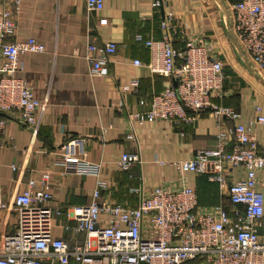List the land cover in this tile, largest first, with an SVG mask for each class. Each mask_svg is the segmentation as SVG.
Wrapping results in <instances>:
<instances>
[{"label":"built area","instance_id":"2783aa9c","mask_svg":"<svg viewBox=\"0 0 264 264\" xmlns=\"http://www.w3.org/2000/svg\"><path fill=\"white\" fill-rule=\"evenodd\" d=\"M84 2L87 11L103 10V0ZM162 2L150 0L152 7ZM21 8L22 0H0V135L10 118L35 136L43 102L18 73L22 54L45 47L34 37L7 40L15 33ZM230 9L228 29L237 49L254 70L264 69V0H237ZM159 27L160 39L143 40L150 51L145 66L172 84L153 94L145 111L127 117L180 124L209 111L216 121L217 147L197 149L190 158L174 161L178 184L142 189L138 204L129 207L101 196L107 188L98 177L103 162L84 157L83 137L61 141L50 153L58 156L65 173L96 177L91 198L73 206L54 203L49 170L29 177L10 201L4 200L0 186V210L13 211L16 219L14 231L1 236L0 264H264V193L259 188L264 187V148L251 129L264 123L263 108L255 105L254 116L244 125L234 108L214 104L224 75L212 46L189 38L186 23H176L171 11L164 13ZM178 38L183 47L177 49L173 42ZM115 51L112 40L87 43L89 74L105 75ZM132 64L142 65L138 59ZM224 118L230 127L221 124ZM134 159L135 154L125 152L116 164L128 171ZM236 170L244 176L232 179ZM186 172L208 174L225 189L232 210L221 205L200 209L194 188L183 180ZM61 216L73 222L61 226L70 232L71 244L54 234L55 217Z\"/></svg>","mask_w":264,"mask_h":264},{"label":"crops","instance_id":"0c3cea01","mask_svg":"<svg viewBox=\"0 0 264 264\" xmlns=\"http://www.w3.org/2000/svg\"><path fill=\"white\" fill-rule=\"evenodd\" d=\"M162 1V5L152 7L150 0H103V10L96 12L87 11L84 0H22L15 16V33L7 40L34 37L44 44L43 52L20 56L22 70L18 73L33 87L43 107L35 136L29 127L6 118L0 135L4 200L10 201L29 177L49 170L54 203H87L96 177L65 173L56 161L58 156L50 153L71 137L85 139L87 160L103 162L98 177L107 188L101 196L129 207L138 204L142 189L178 184L174 161L190 158L197 149L217 147L216 121L209 111L199 113L192 123L180 124L145 118L132 121L127 117L128 113L145 111L152 95L172 83V79L147 69L150 51L143 44V40L161 38L159 23L168 11L176 23H186L189 38L210 44L212 54L223 63L221 93L214 95L212 102L234 108L244 125L254 116L255 105H261L264 113V69L254 70L235 45L228 29L232 2ZM110 40L116 43V51L107 63L106 74L91 76L85 58L87 43ZM173 46L181 48L183 42L178 38ZM134 59L142 65H133ZM221 124L230 127L232 123L224 118ZM251 129L259 147L264 148V123ZM125 152L136 155L128 171L116 164ZM243 176L244 172L236 170L232 179ZM183 180L194 188L200 209L221 205L232 210L227 192L208 174L186 172ZM259 188L264 193V187ZM55 220L54 234L71 244L70 232L62 227L73 222L64 216ZM15 221L13 211L0 210V239L3 233L14 231Z\"/></svg>","mask_w":264,"mask_h":264},{"label":"trees","instance_id":"16d2710c","mask_svg":"<svg viewBox=\"0 0 264 264\" xmlns=\"http://www.w3.org/2000/svg\"><path fill=\"white\" fill-rule=\"evenodd\" d=\"M232 3H235L237 0H230ZM168 79V77H165ZM170 79V78H169ZM172 83L168 84L166 87L170 86Z\"/></svg>","mask_w":264,"mask_h":264}]
</instances>
